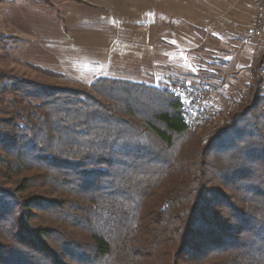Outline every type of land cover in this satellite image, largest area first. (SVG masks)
<instances>
[{"label":"trees","instance_id":"trees-1","mask_svg":"<svg viewBox=\"0 0 264 264\" xmlns=\"http://www.w3.org/2000/svg\"><path fill=\"white\" fill-rule=\"evenodd\" d=\"M257 65L206 140L145 82L0 72V264H264Z\"/></svg>","mask_w":264,"mask_h":264},{"label":"rangeland","instance_id":"rangeland-1","mask_svg":"<svg viewBox=\"0 0 264 264\" xmlns=\"http://www.w3.org/2000/svg\"><path fill=\"white\" fill-rule=\"evenodd\" d=\"M125 1L95 0L91 5L84 0H0V72L54 85L88 88L98 78L96 74L103 70L100 63L90 57L101 54L94 50L104 47L102 35L109 30L117 41V55L122 54L124 58L117 59L116 50L109 51L112 57L105 67L108 75L152 85L153 73L137 75L143 68L150 67L151 72L166 74L175 83H208L214 99L223 100L225 95L242 96L234 112L248 101V87L259 50L241 41L240 36L249 24L246 18H250L251 11L253 15V9L241 8L244 0H239L238 7L231 6L228 11L224 10L221 0H211L206 32L188 25L185 16L191 4L176 0L174 16L168 21L164 19L157 42L163 50L162 58L154 60L132 58V44L122 41L129 29L121 26L126 20L120 10L126 6ZM197 5L196 18L203 23L204 14ZM63 30H68L67 37L62 34ZM220 35L222 42L218 41ZM87 38H94L96 42H88ZM219 127L208 132L191 130L206 140Z\"/></svg>","mask_w":264,"mask_h":264},{"label":"crops","instance_id":"crops-1","mask_svg":"<svg viewBox=\"0 0 264 264\" xmlns=\"http://www.w3.org/2000/svg\"><path fill=\"white\" fill-rule=\"evenodd\" d=\"M84 1L90 3L91 5L96 3L95 0H84ZM175 1L176 0H126L125 1L124 5L126 6H123V9L120 10L123 11L125 16L124 18H126V20L121 24V26L125 25L129 27V29H128V33L125 35L124 40L122 41L132 44L133 46L132 58L140 57L146 60H154L160 57L162 58V56L160 55L163 53V50L160 49L159 45H157V42L159 35L161 34V30L163 29L164 19L168 21L172 19L174 16L173 12L177 7ZM185 1L186 3L188 1V6H190L191 4V8L189 7V9L186 12L187 16H185L186 19L188 20L187 21L188 25L191 27H199L201 30H203V32H206V28H207L206 25L210 24L209 23L210 19L208 20L207 18L208 16H211V7H210L211 0H185ZM238 1L239 0H221L225 8L224 10L226 11H228L231 6L234 8L238 7L237 6ZM244 1L245 2L243 3V6L241 8L246 7L248 10L250 9L251 11L252 10L251 5L246 0ZM196 3L198 4L197 6H199L200 8L199 10L204 14L203 23L201 20L197 21ZM249 13L251 14H250V18H246L247 23H249L252 18V11ZM230 14H232V12ZM230 18H232V16ZM62 34H64L67 37L68 30L66 31L63 30ZM102 36H104L101 39V41L105 43L104 47L94 50V51L96 50L100 51L101 54L97 55V57H95L96 55H94V57H90V59L94 58L93 59L94 62L100 63L101 65L100 67H103V70H101L100 73H97L95 78L100 76L112 77L111 75H108L105 71L106 69L105 67H107L112 57V55L111 56L109 55L110 53L109 51L116 50L115 58L117 59L124 58L122 54L117 55L119 49L118 47L115 49L116 47L115 43L117 41L115 40L114 33H111L109 30H105ZM223 36H226V34ZM221 37L222 36L220 35V37L218 38L219 42L223 41ZM240 37H241V41L243 42L244 35L242 34ZM225 39H226L225 42H227L228 37H226ZM86 40H88V42L94 43L95 39L87 38ZM151 70L152 69L150 67L146 68L145 70L143 68L141 73L137 75L139 77H142V75H149L151 73Z\"/></svg>","mask_w":264,"mask_h":264},{"label":"built area","instance_id":"built-area-1","mask_svg":"<svg viewBox=\"0 0 264 264\" xmlns=\"http://www.w3.org/2000/svg\"><path fill=\"white\" fill-rule=\"evenodd\" d=\"M247 1L252 6L253 15L245 26L243 42L259 50L257 71L264 92V0ZM151 73L152 85L177 101L179 115L189 129L208 132L225 124L242 102V96L225 95L223 100L214 99L213 89L208 83L180 84L173 82L166 74L157 71Z\"/></svg>","mask_w":264,"mask_h":264}]
</instances>
